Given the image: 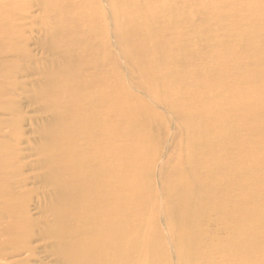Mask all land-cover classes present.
I'll return each mask as SVG.
<instances>
[{
  "label": "bare ground",
  "instance_id": "6f19581e",
  "mask_svg": "<svg viewBox=\"0 0 264 264\" xmlns=\"http://www.w3.org/2000/svg\"><path fill=\"white\" fill-rule=\"evenodd\" d=\"M129 1L0 0V264H229L264 219V0Z\"/></svg>",
  "mask_w": 264,
  "mask_h": 264
},
{
  "label": "rangeland",
  "instance_id": "374dc122",
  "mask_svg": "<svg viewBox=\"0 0 264 264\" xmlns=\"http://www.w3.org/2000/svg\"><path fill=\"white\" fill-rule=\"evenodd\" d=\"M142 3L140 4V7L142 8L141 10V15L143 18L147 17L146 15L150 14L156 7H157V3L159 4L160 1H164L165 3H167L168 8L170 9L169 11L166 10V12H162V14H164V16H168V17H175L173 18V20H177L176 23H174L173 25H171V27L173 28V30L171 31H175V30H186L185 27H187V23H182L183 21L180 20L179 18L181 17L182 13H184V18H187V20H192L194 18V9L195 8H201L204 6H207L205 3H215V1L213 0H156V2H152L151 5H147L144 4V0H140ZM212 1V2H211ZM126 6H130V7H136V3L135 0L134 2H125ZM260 2H256V4H254V2H250V4H246L244 7L247 8L250 12H254L255 7L259 6ZM182 7H187L188 9H184ZM237 8V7H235ZM192 11V12H190ZM221 11V10H220ZM227 11V10H226ZM222 12V11H221ZM225 12V11H223ZM220 14V12L216 11L215 13H213L211 16L210 15H205V14H198L197 16H195V19L197 18H201V19H206L207 23L208 22H217L216 17ZM222 25L226 24L228 26L231 25L230 22H225L222 21L221 22ZM163 25V23L158 22L156 25H151V26H147L149 29L153 28V27H158ZM205 25V23H204ZM133 28H138V27H133ZM178 28V29H176ZM207 28V27H206ZM209 29V28H207ZM249 28H246V30H248ZM205 31V28H204ZM204 31L197 33L198 35H201ZM219 29H212L211 32L205 31L204 33H210L211 35H216L218 33ZM176 35L174 34H168V37H175ZM167 37V38H168ZM232 40L231 38H226V39H222L223 42H227ZM180 52H185L182 49H172L169 50L168 53L169 54H178ZM187 53V52H185ZM210 53H212L211 50L208 49V51L206 52V55H209ZM207 58H203L201 60L202 64L207 63ZM196 59H198V56L195 53L189 54V56L186 58V60L184 61L185 64H183V67H190L192 66L195 62ZM228 62V60L223 61V63ZM196 64V63H195ZM232 64V62L229 63V65ZM194 87H196L197 84H193ZM204 87H206L207 89H210L213 87L212 83L209 82V84L204 83L202 84ZM197 91H201L203 89H201L199 86L197 87V89H195ZM135 92V91H134ZM223 92H229V90H224ZM240 122V121H239ZM244 124H247V122H244ZM173 131V129H170L168 132L169 134ZM264 139V137H263ZM243 141H245V136L243 137ZM235 157H234V164H232L231 169H234V172L237 170V165L241 162L245 163H250V158L254 157L255 154L253 152H246V153H240L239 151L237 152L236 150L233 151ZM259 154H256V156H258ZM237 160V161H236ZM236 162V163H235ZM251 164V163H250ZM253 164H258V163H253ZM255 191V190H254ZM256 192V191H255ZM248 193V189L244 190V191H235L234 192V199H236V202L234 204V207L238 208V205H242L244 203L245 197ZM254 221H251V216H246L243 217L241 219V223L240 220L237 221L239 222V226L237 228V231L239 233H242L245 236V241H244V245L242 247V249L237 253V255L235 256L234 260L232 263L229 264H241V262L247 263L246 264H264V241H258L255 245H258L257 247H255V245H247L246 244V240L251 238L249 237L252 234H255V237L260 236L263 240H264V219L262 218V214L260 212V215H258L257 213L254 214L253 216ZM163 222V220H162ZM162 224V223H161ZM162 227H165V223L162 224ZM144 226H142V230H143ZM211 229L210 228H201V230H199V232L197 233L199 236H202L203 234H207V230ZM252 233V234H251ZM236 234V233H235ZM210 243V242H209ZM168 248L170 249V247L168 246ZM229 248V247H228ZM232 249V248H229ZM182 251V247H177L176 248V252H181ZM170 253L173 254V250L170 249ZM201 257H202V264H207V261L209 258L212 257H219V256H215L214 254L208 255L206 253V251L204 249H202L201 252ZM163 262V260L161 259H157L156 264H161ZM173 262V261H172ZM175 264V262H174Z\"/></svg>",
  "mask_w": 264,
  "mask_h": 264
}]
</instances>
